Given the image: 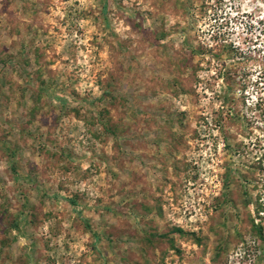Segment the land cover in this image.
<instances>
[{
	"label": "rangeland",
	"instance_id": "rangeland-1",
	"mask_svg": "<svg viewBox=\"0 0 264 264\" xmlns=\"http://www.w3.org/2000/svg\"><path fill=\"white\" fill-rule=\"evenodd\" d=\"M262 250L264 0H0V264Z\"/></svg>",
	"mask_w": 264,
	"mask_h": 264
},
{
	"label": "trees",
	"instance_id": "trees-1",
	"mask_svg": "<svg viewBox=\"0 0 264 264\" xmlns=\"http://www.w3.org/2000/svg\"><path fill=\"white\" fill-rule=\"evenodd\" d=\"M61 201H63L64 203L68 204V206L70 207L71 211L76 215L77 218H79V220L85 222L86 220L82 217V207L73 199L70 198H60ZM177 232H181V230L177 229ZM252 232L254 233V235L261 237V228L259 226H257L256 224H254L252 226ZM262 254H264V250H262Z\"/></svg>",
	"mask_w": 264,
	"mask_h": 264
}]
</instances>
